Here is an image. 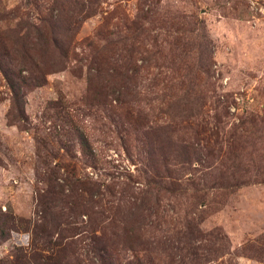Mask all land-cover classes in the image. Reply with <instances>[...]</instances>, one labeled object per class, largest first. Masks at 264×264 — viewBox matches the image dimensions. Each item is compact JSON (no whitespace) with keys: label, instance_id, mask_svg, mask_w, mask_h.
Returning a JSON list of instances; mask_svg holds the SVG:
<instances>
[{"label":"rangeland","instance_id":"374dc122","mask_svg":"<svg viewBox=\"0 0 264 264\" xmlns=\"http://www.w3.org/2000/svg\"><path fill=\"white\" fill-rule=\"evenodd\" d=\"M0 56V264H264V0H0Z\"/></svg>","mask_w":264,"mask_h":264},{"label":"trees","instance_id":"16d2710c","mask_svg":"<svg viewBox=\"0 0 264 264\" xmlns=\"http://www.w3.org/2000/svg\"><path fill=\"white\" fill-rule=\"evenodd\" d=\"M58 41V40H57ZM54 43H56V41H54ZM70 43V40H66L62 43H60L62 46H70L69 45ZM61 50L65 51L66 50V56L67 57V50L66 48H62V47H59ZM98 56L94 55V56H90L89 54L86 56V59H87V62H88V69L89 71L92 73V70L93 68L95 67L96 70H99L100 67L101 69L103 70V66L104 64H101L99 62V60L97 59ZM69 58V56H68ZM67 58V60H68ZM66 60V61H67ZM3 62V59H1V56H0V71L2 72L3 76H4V79L6 81V84L11 92V107L12 109H15L17 114H18V117L20 118V120H22L24 118V115H25V112H24V107H23V100H24V97H25V90L26 89H30L32 86H37V85H40L41 84V80H42V77H30V75L28 76H21L20 73H17V74H11V71H9L6 67V65ZM80 62V61H79ZM108 66H109V63H108ZM20 72V71H19ZM46 74V73H45ZM17 75V76H16ZM38 78H41V80H39ZM59 106H63L62 102H59ZM79 141H80V145L81 147L84 148V151L88 152L89 155L93 156V152L92 150L90 151V148H89V145H88V142L87 140L84 138V136L81 134L79 136ZM3 217H6V216H3ZM25 224L23 220H18V224ZM6 226V222H4L3 226H0V243L5 240L7 238V236L10 234V232H4V229L3 227ZM8 229V228H7ZM33 231V230H32ZM207 242V241H206ZM101 243V241H100ZM135 244V242H134ZM56 245V251L55 253H52L50 256H47L45 259H47V264L50 263L52 260H54V257H56V254L57 252H60V249H61V245L59 244H55ZM140 245V243H139ZM135 246L132 245L130 247V249L132 250H135L134 249ZM144 250H147L144 249ZM205 252L203 254L198 255L196 252L192 253V258H195V260L197 259V261L199 260H202L203 261V264L208 261V260H213L214 259V250H212L211 248H206L204 249ZM131 252H134V251H131ZM104 253L108 256H103ZM101 257H102V261H103V264H112L111 262V256L112 254L108 253L107 251H104L100 254ZM194 255V257H193ZM26 257V256H25ZM28 257V256H27ZM210 258H213V259H210ZM38 259V257L36 258ZM40 260V259H39ZM138 261V264H151L152 261H150L149 259L147 258H141ZM196 261V262H197ZM123 264H132L131 261H128V262H125Z\"/></svg>","mask_w":264,"mask_h":264}]
</instances>
